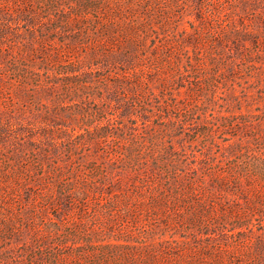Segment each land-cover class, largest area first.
<instances>
[{"label":"rangeland","instance_id":"374dc122","mask_svg":"<svg viewBox=\"0 0 264 264\" xmlns=\"http://www.w3.org/2000/svg\"><path fill=\"white\" fill-rule=\"evenodd\" d=\"M140 1L138 13L149 29L142 55L157 53L171 63L165 62L163 69L144 62L139 76L147 78L149 86H136L134 74L130 79L119 77V67L115 70L105 61L90 69L92 58L80 44L56 50L45 45L37 54L40 45L26 30L15 28L24 22H8L15 28L8 35H16L17 43L13 48L0 44V187L12 189L4 182L5 171L24 166L31 156L46 165L59 162L64 175L52 181L54 191H59L84 163L78 159L85 153L92 155L90 161L104 164L118 159L126 143L142 140L146 146L163 140L204 171L217 165L222 175L235 163L254 161L249 153L224 158L230 145L241 142L243 153L250 146L264 154V0ZM1 22L0 28L8 25ZM23 62L41 68L36 71L43 88L32 91L17 84L13 67ZM127 64V69L136 66L132 61ZM70 66L82 68L90 89H77L62 99L63 82L57 88L45 84L61 79ZM101 125L108 128L106 138L75 137L78 131ZM47 152L51 158L45 161ZM35 168L31 173L40 177ZM193 171L192 165L187 172L193 176ZM38 184L15 196L0 195V264H141L143 254L155 244L164 241L171 247L182 240H191L196 253L191 254L196 261L192 264H264V214L243 213L248 207L242 198L249 189L245 183L226 193L232 194L227 195L230 200L212 188L214 202L197 210V220L181 206L183 218L170 225L150 211L134 210L145 205L140 191L127 185L113 201L102 193L77 194L73 200L41 206L34 203ZM207 186L211 188V183ZM254 187L264 201V178L255 176ZM75 243L84 248L85 256L79 260ZM202 246H212L210 253L217 260L210 262L205 252L197 253L195 247ZM60 252L70 259L55 260ZM169 253L179 256L177 251Z\"/></svg>","mask_w":264,"mask_h":264},{"label":"trees","instance_id":"16d2710c","mask_svg":"<svg viewBox=\"0 0 264 264\" xmlns=\"http://www.w3.org/2000/svg\"><path fill=\"white\" fill-rule=\"evenodd\" d=\"M138 7L140 9L143 7L140 0H0V21L2 24L10 22L16 25L24 22L23 26L15 28L26 30L32 40L40 45L39 48H36L37 54L45 51V45H50L53 50H56L72 49L80 44L87 51L86 54L92 58L88 65L90 69L93 66H100L105 61L113 64L115 70H117L115 67H119L121 71L119 77H129L130 79L134 74L136 86L143 84L149 86V80L145 77L141 79L139 76L142 75L144 62L162 66L163 69H165V64L170 62L161 59L157 53H153L155 54L153 57L142 55V50H146L145 44L149 38V29L141 20ZM91 14H96L95 19L91 17ZM83 27L85 28L83 29ZM15 28L9 23L0 28L1 45L14 47L12 44L17 43L16 35L10 37L8 34ZM38 31L39 35H36ZM134 59L137 61H133ZM131 61L136 66L127 69L126 65H129L127 63ZM31 62H35V59ZM13 68L17 76L16 82L22 87L21 89L33 91L35 87H44L41 83V74L36 71L41 68L25 62L21 65L14 64ZM81 69L72 66L65 68L61 73L64 76L61 79H56L55 82L54 79H51L48 81V84L51 85L45 84V88H48L47 86L57 88L58 83L63 82L64 89L59 94L62 99L65 94L74 93L77 89L83 91L90 89L89 81L82 79L84 73L81 72ZM163 83L165 85L167 82ZM57 102H63V100L58 98ZM45 116V120L48 121L49 117ZM72 119L75 120V117ZM121 130L123 131V129ZM87 134H90L92 140L106 138L108 128L106 125H101L93 130L78 131L75 137L85 139ZM43 136L47 137L48 135L44 133ZM116 136L119 138L123 134ZM30 143L33 142L30 141ZM260 145L262 147L260 149H263V144ZM227 150L224 158H231L232 155V158H239L236 157L237 154H241L243 157L249 153L248 156L254 161L253 163L244 161L241 165L235 163L224 175L216 167L217 165H209L208 169L204 171L196 161L190 162L187 157L178 152L175 146L170 147L163 140L153 141L150 146H146L144 140L136 145L126 143L118 159H114V161L111 159L104 164L97 165L90 161L89 157L92 155L85 153L78 159L83 160L84 163L80 162V167L72 172L67 187H60L59 191H54L52 183L57 179L59 181L64 175L60 171L59 162L46 165L30 156L24 166L16 168L13 165L14 167L5 171L4 182L7 185L12 184L13 188L0 187V195L15 196L24 187L31 184L37 186V183H40L41 185L38 184L39 188L35 193V205L51 204L55 206L64 199L73 200L77 194L89 197L90 194L102 193L104 196L111 197L108 200L113 201L122 195L123 187L127 185L130 188L133 187L134 191H140L139 198L145 205L135 207L134 210L150 211L154 216L160 217L162 222L170 225L183 218L180 215L179 207L190 209L194 214L190 218L197 220V210L200 211V207L203 205L211 206V203L214 202L213 189L224 193L227 198V195H232L226 194L232 193L230 189L238 188L245 183L249 189L245 191L246 195L242 194V198L247 199L248 207L247 211L245 210L243 213L245 215L250 213V217L255 214L262 216L264 201L261 200L260 193L254 187V182L255 176L264 178V154L261 155L257 149L250 146L247 147V152L243 153L244 148L241 142L230 145ZM50 155V152H47L43 159L45 161L50 159ZM82 164H86L87 168H84ZM192 165L194 166L193 176L187 172L192 168ZM35 166L41 171L40 177L37 178L31 173L36 172ZM94 175L100 176L99 180L94 179ZM208 182L211 183V188L207 186ZM108 184L114 190L110 191L107 187ZM234 194L241 198L238 191H234ZM249 196L250 198H248ZM227 199L230 200V198ZM0 216L2 215L0 214ZM242 232L244 231L242 230L241 234H243ZM241 241L246 243L247 239L244 238ZM165 243L162 241L155 244L152 250H146L140 260L141 264H182V262L192 264L196 262L195 259L190 258L191 254H196L193 251L191 240L178 241L176 246L171 245V247L165 246ZM77 246L78 243H75L74 251L79 255L76 260H79L81 256H85V253L84 248ZM209 247H195V250L199 254L205 252L207 260L214 262L217 259L210 253L213 247ZM220 248V251H223L221 245ZM170 250L177 251L179 256L169 255ZM133 257L134 255H132ZM104 258L107 259V257ZM69 259L70 256L61 252L55 258L61 262H67ZM134 260L132 259V261ZM98 264H107V262Z\"/></svg>","mask_w":264,"mask_h":264}]
</instances>
